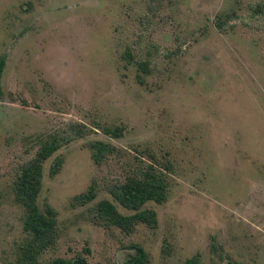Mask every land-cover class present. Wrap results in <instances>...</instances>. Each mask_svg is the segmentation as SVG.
I'll return each mask as SVG.
<instances>
[{
    "label": "rangeland",
    "instance_id": "rangeland-1",
    "mask_svg": "<svg viewBox=\"0 0 264 264\" xmlns=\"http://www.w3.org/2000/svg\"><path fill=\"white\" fill-rule=\"evenodd\" d=\"M262 3L0 0V264H15L28 240L12 183L19 165L74 122L93 130L44 164L39 205L57 210L59 236L42 262L82 254L90 264H124L141 244L151 264H185L195 254L202 264H264ZM228 13L235 15L223 31L215 20ZM97 122L123 135L108 136ZM94 139L117 147L103 166L92 159ZM142 163L170 179L167 201L146 205L157 226L127 234L98 224L93 206L102 199L133 213L105 184ZM94 182L95 200L75 204Z\"/></svg>",
    "mask_w": 264,
    "mask_h": 264
},
{
    "label": "trees",
    "instance_id": "trees-1",
    "mask_svg": "<svg viewBox=\"0 0 264 264\" xmlns=\"http://www.w3.org/2000/svg\"><path fill=\"white\" fill-rule=\"evenodd\" d=\"M264 4L258 5V11H263ZM235 13L218 16L215 25L225 31L230 19ZM129 62L133 61V54L127 50L123 56ZM143 73L150 72L149 61L137 62ZM5 67V57L0 58V100L3 96L2 76ZM138 79L143 82V76L138 74ZM106 135L119 138L123 135V128L119 125H107L96 123ZM92 127L81 122L68 125L64 134L54 132L40 142L33 157L23 161L13 179V191L15 200L23 207V227L28 235V240L23 247V256L15 264H90L85 255L79 254L73 259L56 258L49 262H42L41 256L52 248L58 239L59 228L57 210L46 203L43 208L39 205V196L43 188L44 164L62 146L69 143L73 138H82L89 135ZM91 156L95 164L103 166L114 157L117 147L110 141L94 139L89 142ZM64 159L56 156L50 166V175L60 173ZM106 189L114 200L122 207L133 213L125 214L117 204L109 199H102L93 206L94 219L98 224L114 226L127 234L136 231L139 224H146L155 228L158 224V213L153 208L146 207L147 203L155 202L162 204L167 201L170 193V179L163 171L154 164L135 165L131 172L121 178L105 184ZM98 194L97 184L94 182L88 189L73 198V202L86 205L95 200ZM134 253L130 254L124 264H151V258L147 250L141 244H133ZM185 264H202L200 254H195L186 260Z\"/></svg>",
    "mask_w": 264,
    "mask_h": 264
}]
</instances>
